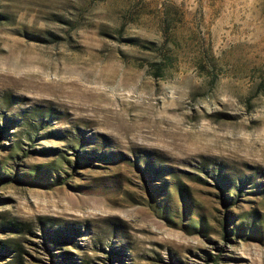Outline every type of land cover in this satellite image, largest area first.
Masks as SVG:
<instances>
[{
    "label": "rangeland",
    "instance_id": "374dc122",
    "mask_svg": "<svg viewBox=\"0 0 264 264\" xmlns=\"http://www.w3.org/2000/svg\"><path fill=\"white\" fill-rule=\"evenodd\" d=\"M0 264H264V0H0Z\"/></svg>",
    "mask_w": 264,
    "mask_h": 264
},
{
    "label": "trees",
    "instance_id": "16d2710c",
    "mask_svg": "<svg viewBox=\"0 0 264 264\" xmlns=\"http://www.w3.org/2000/svg\"><path fill=\"white\" fill-rule=\"evenodd\" d=\"M156 68H157V70H161L160 66H157ZM157 75H160L159 71H158ZM218 181H220V180H218ZM227 228H228L227 225H225L224 229H225L226 233H227Z\"/></svg>",
    "mask_w": 264,
    "mask_h": 264
}]
</instances>
